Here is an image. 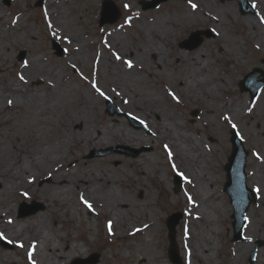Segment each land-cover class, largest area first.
Returning a JSON list of instances; mask_svg holds the SVG:
<instances>
[{
	"label": "bare ground",
	"instance_id": "6f19581e",
	"mask_svg": "<svg viewBox=\"0 0 264 264\" xmlns=\"http://www.w3.org/2000/svg\"><path fill=\"white\" fill-rule=\"evenodd\" d=\"M61 1L46 0L45 24L53 38L58 37L67 41L68 47H65L68 51L67 63L77 69V66L74 65L76 58L81 57L85 60L86 57L83 55L82 49L85 40L78 38L80 24H75L74 19L66 12V8L61 6ZM85 1L88 2V0H83V2ZM252 2L257 16L246 18L245 23L252 30L251 33L247 32L246 36L249 41L253 42L254 40L264 52V0H253ZM126 9L127 17L130 20L128 22L125 20L121 24L122 27H130V24L138 16L135 1L131 4L128 3ZM223 11V8L214 7L208 2L206 9L199 8V12L205 15L206 22L215 30L218 52L213 59H209L205 54L195 53L188 58L181 69H184V72L177 75V80L186 91V98H201L206 102L203 113L204 123L210 127L209 134L211 131L215 132V125H218L216 116L213 117V115H216L221 107L233 104V101L228 104L225 100L217 98V90L221 86L226 88L228 84L226 78L220 77L218 69L214 68L211 62H218L219 55L224 54V51H227L228 57L239 62L237 55L240 50L239 39L235 35L236 33H230L228 28L223 25L222 15H225ZM226 11L231 13L228 9ZM166 12L168 14L157 10L145 17L143 27L148 28L149 33L153 36L139 38L136 41V48L128 47L127 37H124L121 31H117L116 28H112L103 35V45L106 51L112 52L116 57L121 53H126L127 57L123 59L120 56L115 65H119L123 59L127 64L130 61L132 66H139L142 62L144 63L142 66H145L147 63L143 61V58L140 59L141 56L145 57V51L153 50L160 54L163 52L156 40L163 42L168 35L180 32L196 22V16L190 13L182 12L179 16H173L169 9ZM73 13L83 24V15H76V11ZM20 22L18 17L14 20L3 19L2 15L0 17V26H6V24L18 26L20 31L27 33L25 28L19 27ZM169 26L172 27V30L169 29ZM29 33L32 31L30 30ZM90 35L92 33L88 31L87 36ZM18 36L20 39H24L20 33ZM7 37V34L0 36V64L5 66L10 62L9 54H5ZM71 52L76 53L70 54ZM43 57L41 52L31 54L24 61L23 70L17 73L18 80L15 79L17 83L3 82V89L0 90V180L2 182L0 188V233L3 234L4 239L12 241L18 246L20 256L28 258L27 264H33V261L35 264H66L70 257L80 254L83 249L82 246L75 242L70 243L68 240L64 246L56 243L55 235L57 236V233L54 224L59 223L60 218L63 217L62 214L70 211L76 194H79L81 201L87 200L92 205L91 208L86 205L90 213L95 216L98 213L107 215L106 224L109 227V223H111L114 234L117 229L121 230V235H128L131 229H143L145 226H151L152 220L147 219L146 215L144 216L145 221L137 218L140 214L135 215L141 203L118 191L119 188L113 187L118 175L115 176L114 173L117 171L112 170L111 166L114 160L121 157L119 154H110L98 160L86 161L78 169L70 166L66 168V163L63 162L66 158L74 157L77 150L83 149L82 145L85 139L90 141L92 147L117 142L131 143L136 146L156 143L149 136L125 128L120 119L113 115H103L101 121L92 122L94 118L92 113L96 112V106L102 109L101 98L110 95L125 113L138 119L148 118V122L153 124L152 129L157 133L158 142H162L165 138L168 139L167 148L164 146L168 157L170 156L169 151H171V157H184L183 161L175 162L174 165L177 169L185 172L183 175L188 185L184 193L189 199L187 213L191 218H203L205 221L204 227L200 229H197L194 224L186 225L185 231L188 238L193 237V241L188 240L186 244L187 257L191 259L190 264L193 259L194 264H212L211 253L208 252L212 249L211 237L208 238L206 234H214L213 231L217 230L216 221L224 211L222 208L224 204L218 198L217 187L209 188L216 181L219 173L215 167L207 165V157L199 148L203 144L201 139L198 138L197 144L190 135L181 132L182 123L178 116L173 111L165 109L161 105L159 96L154 92L142 91V88L137 87L133 79H122L125 81V85L117 83L119 79L114 77L101 80L91 79L90 91L86 94L75 81L62 80L59 75L60 66L54 65L55 63L46 66L42 61ZM158 57L161 58L162 55H158ZM105 59L102 52L96 58V64L99 66L106 62L107 59ZM174 59L177 64L182 63L177 53H175ZM34 79L45 81L43 90L40 86L31 85V81ZM105 84L110 86L106 88ZM166 89L169 98L177 103L180 100L179 95L171 91L169 84ZM9 100L12 101L11 104L8 103ZM244 106L247 107L246 101L239 100L234 108L227 113V117L235 122L241 116ZM157 112L162 114L161 120H154L155 115H159ZM75 123H81L82 128L76 129ZM173 139L176 141L173 142ZM188 140H191L194 145H188ZM71 141H75V143L71 144ZM206 146L214 150L209 143ZM191 148L195 154L191 153ZM15 152L17 156L14 160ZM22 152L26 154L25 159L20 158ZM144 155L147 158L145 163L142 165V162H139L135 167L140 173L147 174L146 172L151 168L157 167L159 161L152 154L144 153ZM198 159H201V163L197 162ZM257 160V165L264 164V157L258 155ZM122 161L124 162V159ZM42 178H47L50 184H43L39 188H35L34 183ZM199 178L202 179L201 186ZM253 180L257 185H261V182L263 184L258 168L255 170ZM139 182L137 181V184ZM22 192L25 194L35 192V196L45 203L53 200L58 202L59 207L51 210L50 219L43 217L40 213L25 220L16 219L14 214L16 212L15 194ZM151 194L152 191L148 190L146 198L150 199ZM147 200L142 202L143 205L149 203ZM50 220H52V224ZM152 229L153 227H151ZM260 231L264 232V213L258 221L254 220L249 225L245 234L247 241L236 245L238 253L229 260V264L241 262L242 258L247 255V251L250 250L249 241H252ZM132 251L137 257L135 264H155L158 257L157 254H154L149 243H145L143 240H140L139 245ZM1 253L3 254L0 256V264L11 260L9 252L0 250ZM121 263L132 264L133 262L122 261Z\"/></svg>",
	"mask_w": 264,
	"mask_h": 264
},
{
	"label": "rangeland",
	"instance_id": "374dc122",
	"mask_svg": "<svg viewBox=\"0 0 264 264\" xmlns=\"http://www.w3.org/2000/svg\"><path fill=\"white\" fill-rule=\"evenodd\" d=\"M39 1L41 2V5H36ZM102 1L103 0H88V2H83V0H62L60 2L61 6L66 8L68 15L74 19L75 24H80L78 38L85 40L82 49L83 55L86 57L85 60L81 57L76 58V63L74 64L77 66L76 69L75 66L69 65L66 60V56L68 55V51L65 48L68 47L67 41L58 37L53 38L45 24V18L47 15L46 0H9V2H7V0H0V17L2 15L3 19L13 20L18 17V19L21 20L19 27L21 26L27 31V33L20 31L18 26L14 25L9 26L6 24V26H0V36L8 35L5 40L7 43L5 54L8 53V57L10 58V62L6 66L0 64V90L2 91L3 89V82L7 83L8 81H11L12 83H17L15 79L18 80L17 73L23 70L22 67L24 61L29 58L31 54L41 52L44 56L42 61L45 62L46 66L54 63V65H59L60 78L62 80L68 79L70 81H75V83L81 87L83 93H89V86L90 83L92 84L93 79L101 80L114 77L119 79L117 83L120 85L126 84L125 81L122 80L124 78L125 80L127 78L129 80L133 79L137 87L142 88V91L150 90L158 95L162 102L161 105L164 106L165 109L173 111V113L178 116L179 121L182 123L180 131L190 135L197 144L199 142L198 138L201 139L203 144L199 148L207 157V165L209 167H215L219 173L216 181H214L209 188L214 189V187H217V192L219 194L218 198L224 204V207H222L224 211L216 221L217 230L213 231L214 234L211 235L207 233L206 236L208 238L211 237L210 244L212 243V249L208 251L211 253V263L229 264V260L234 258L238 253L236 245L240 242L245 243L247 241L246 238L242 241L234 240V219L232 218L234 207L227 192L224 190V185L227 181V172L224 167L232 152L231 137L233 136V130L235 129L243 140L245 150L248 151L246 165L247 185L259 194V199L252 203L248 209V223L245 233H247L249 225L254 220L258 221L264 213V164L257 165L258 155L264 157V89L260 96L253 101L250 92L241 90L239 86L240 81L252 69L256 67L264 69L263 50L254 42V40L251 42L246 36L247 32H252L250 27L245 23L246 18L257 16L256 10L255 13L252 11L246 14L241 13L239 2L237 0H227L224 2L220 0H190V2L189 0H166L160 3L159 6L146 10L141 4V0H113L118 9L121 10L120 18L113 24H105L102 26L99 23L101 18L100 11L103 9ZM134 1L137 4L136 10H138V16L130 24V27H122L121 24L125 20L127 22L130 20V18L127 17L128 12L126 6L128 3L131 4ZM247 1L252 8V6H254L252 2L253 0ZM207 2L214 7L224 9L223 12L225 15H222L224 21L223 25L228 28L230 33H236L235 35L239 39L238 43L240 45V50L237 52L239 62H236L234 58L228 57L227 51H224V54L219 55L220 58L218 62H211L212 66L218 69L220 77L224 76L226 78L228 84L226 88L221 86L220 89L217 90V98L225 100L228 104L233 101V104H229L224 108L221 107L216 112L217 114L213 115V117L216 116L218 125H215V132L211 131L210 134L208 133L210 128L209 125L204 123L203 108L205 107L206 102L201 98H186V91L177 80V75L184 72V69H181L190 56L199 52L201 55L205 54L209 59H213L214 55L217 54L216 52H218L215 30L213 29V26H210L206 22L205 15L199 12V8L206 9ZM192 4H196L197 7L193 9L191 6ZM168 9L173 16H179L182 12L195 15V24L182 29L180 32H176L173 35H168L163 42L156 40L158 46L163 49V52L160 54L153 50L149 52L145 51V57L141 56L140 58H143V61L147 63L145 66H142L144 64L142 62L139 66L129 67L123 60L124 57H127L126 53H121L117 56H122L123 59L120 61L121 63H119V65H115V62H118V59L112 52H108L104 49L103 35L109 32L112 28H116L117 31H121V34L124 37H127V46L136 48V41L139 40V38L153 36L149 33L148 28L143 27V23L146 19L145 17L157 10L168 14L166 12ZM226 9L231 11V13H227ZM73 11L77 12L76 15H83V24L74 15ZM169 29L172 30V27L169 26ZM253 29L255 28L253 27ZM30 30L32 33H29ZM197 30L209 31L210 36L206 37L199 47L192 50H187L179 46V43L183 39L187 38L193 31ZM88 31H90L92 35L87 36ZM19 33L24 37L23 40L19 38ZM54 41L59 47L65 49L62 55H56L55 52L57 50ZM21 50L25 51V57L23 60H18V54ZM102 52L107 60L105 59L106 62H103L98 66L96 64V58L100 56ZM74 53L76 52H71L70 54ZM175 53L179 55L182 63L177 64L175 62ZM140 54H142V51H140ZM158 55H162V57L159 58ZM261 78L262 76H260L258 80ZM44 83L45 81L42 79H34L31 81L32 86H40L42 90L44 89ZM168 84L171 87V91L176 92L180 97V100L177 101V103L167 95L168 92L166 88ZM109 86L110 85H107L106 88ZM107 100L113 101L119 109V113H115L113 116L119 118L125 128L149 136L151 140L156 143L153 145L146 144L136 146L131 143L117 142L100 147H92L90 141L85 139L82 145L83 149L75 152V158H66L63 162L66 163V168L70 166L71 168L78 169L81 168L86 161L98 160L110 154H119L121 157L118 160H114L111 166L112 170L117 171V173H114L115 176L116 174L118 175L113 187L116 189L119 188L118 191L132 197L137 202H140L141 205H139L135 215L140 214L137 218L142 221H145L146 218L144 216L146 215L148 217L147 219L152 220V223L151 226H145L143 229H131L128 232V235H121L122 232L119 229H117V232L114 234L112 229L109 231V227L106 224L107 215L98 213V216H95L90 213L86 204L81 201L79 194H76L70 211L66 212L64 215L62 214L63 217L60 218L59 223L54 224L57 233V236L55 235L56 243L60 246H64L65 242L68 240L70 243L75 242L82 246L83 249V252L80 254L70 257L66 264H82L83 259H92V257L96 259V264H122V261L133 262L132 264H135L137 257L132 250L139 245L140 240L149 243L154 250V254L158 255L156 262H154L155 264H174L170 260L168 254L170 240L168 238V228L166 225L167 218L173 214L181 215L175 227V240L177 243L179 258L182 264H190L191 259L187 257L186 244L188 240L193 241V237H191V239L188 238L185 227L190 223L194 224L197 229H200L204 227L205 221L203 218H191L187 213L189 199L184 193V190L188 185L185 177L183 178L181 188L177 189L175 187V182L178 181L175 177V173L178 171L180 174L184 171H181L176 167L174 168L173 165L175 162L183 161L184 157H168L164 147L168 143V139L165 138L162 142H158L156 139L157 133L152 129L153 124L148 122V118L145 119L143 117L145 120L141 119L142 126H132L126 117V113L120 109V106L116 104L110 95L101 98L100 104L102 105V109L99 106H96V112L92 113L94 116L92 122L95 123L101 121L103 115L111 116V114L107 112ZM239 100H245L247 107L244 106L239 119L232 122L227 117V113L234 108ZM20 110L22 109L20 108ZM100 110L101 112H99ZM195 110L197 111L196 116L192 115V112ZM157 113H159V115H155L154 120H161L162 114L160 112ZM233 124L236 125L235 128L232 127ZM74 126L78 130L82 128L81 123H75ZM175 141L176 139H173V142ZM73 143H75V141H71V144ZM187 143L190 146L194 145L191 140H188ZM208 143L214 150L210 149V147L207 148L206 145ZM121 145L129 146L131 151L132 149H135L136 151L142 150V152L137 156H131L115 150L106 155L89 157V155H96V153H99L104 149L118 148ZM144 153L152 154V156L159 161L156 168H151L148 172L145 171L147 174L140 173L135 167L139 162H142V165L145 163L147 158ZM191 153L195 154L192 148ZM25 155V152H22L20 158L25 159ZM16 156L17 153L15 152L14 160L16 159ZM123 159L124 162L122 161ZM197 162L201 163V159H198ZM256 168L259 169L260 177L263 181V184L261 182V185H257L253 180ZM137 181H140L139 184H137ZM201 182L202 179L199 178L200 186ZM43 184H50V182L47 178H42L34 183V187L39 188V186ZM1 187L2 182L0 180V188ZM257 189H259V191H257ZM148 190L152 191L150 199L146 198ZM15 196L16 200L14 201V204L16 205V212L14 214L16 219L25 220L26 218L33 217L39 213L43 217L50 219L51 210L59 207L58 202L53 200L45 203L38 196H35V192L28 193L27 195L22 192L15 194ZM19 196L20 198H18ZM145 200L149 201V203L143 205L142 202ZM22 203H25L27 206L20 211V205H22ZM34 203L43 204L44 209L33 214L23 215L22 213H26L32 209ZM60 208H62V206H60ZM50 221L52 224V220ZM151 227H153L152 230ZM258 239L264 241L263 231H260L252 241H249L250 250L247 251V255L242 258L239 264H264V246L259 248L255 262L250 261L253 246ZM0 240V250L9 252L11 255V260L4 264H27L26 261H28V258L20 256L18 246L14 242L6 241L4 237L0 238ZM2 254L3 253H1L0 256H2ZM87 264H93V262H88ZM192 264H194V259L192 260Z\"/></svg>",
	"mask_w": 264,
	"mask_h": 264
},
{
	"label": "water",
	"instance_id": "95a60500",
	"mask_svg": "<svg viewBox=\"0 0 264 264\" xmlns=\"http://www.w3.org/2000/svg\"><path fill=\"white\" fill-rule=\"evenodd\" d=\"M162 1L164 0H154L153 3H150V6H148L149 3L144 2L145 8L149 7H155L158 6ZM113 6L112 1L107 0L106 1V6ZM241 10L243 13H247L249 9V4L245 0H241L240 2ZM119 17V12H116V16L112 19L104 17V20L101 21V24H104L107 20L110 22H114L118 19ZM207 35L209 36L210 33L209 31H197L195 33H192L190 38L181 45L188 47V48H195L199 46L204 38L201 37V35ZM25 56V51H22L20 53L19 59H23ZM264 75V71L261 69L257 68L254 69L251 73H249L245 80L242 82V88L245 90H251L252 93V98L255 99L258 94L260 93L261 89L264 87V80L261 81L260 83H256L255 80L258 76ZM110 106H112L110 104ZM111 113H113L112 109H109ZM193 114H196L194 112ZM232 143H233V152L232 155L229 157V163L226 165V170L228 172V181L225 186V190L228 192V194L231 197L232 203L235 207V212L232 215V218H234L233 226L235 229V237L237 240L242 238V233L244 230L245 226V221H246V212L251 204V199L248 198V194L251 192V190L247 187L246 185V173H245V166H246V159H247V152L243 148V144L239 136L234 133L232 137ZM120 151L124 152L128 155L131 153V148L129 146H120L118 148H110L106 149L103 151H100L99 153H96L98 155H103L107 154L111 151ZM141 151H136L133 155L137 156ZM93 156V155H91ZM180 182H178V188L179 189ZM253 200L256 198V194L253 193ZM27 205L25 203L22 204L21 211L26 207ZM43 209V205L39 203H34L32 209L30 211H27L26 213H22L23 215H29L36 213L37 211ZM180 214H175L173 216H170L167 220V226L169 228V239H170V247H169V255L171 261H173L176 264H182L181 260L179 258L178 250H177V243L175 240V227L179 221ZM264 242L258 241L257 242V247L260 245H263ZM256 247V248H257ZM255 256V251L252 254V260L254 259ZM92 257L89 259H83L82 264H87L88 262H93V264H96L97 261L96 259Z\"/></svg>",
	"mask_w": 264,
	"mask_h": 264
},
{
	"label": "snow or ice",
	"instance_id": "6c2138e0",
	"mask_svg": "<svg viewBox=\"0 0 264 264\" xmlns=\"http://www.w3.org/2000/svg\"><path fill=\"white\" fill-rule=\"evenodd\" d=\"M189 2H190V0H189ZM192 6V8L193 9H195L196 7H197V5L196 4H192L191 5ZM117 58H119V57H117ZM128 66L129 67H131L132 66V64H131V62L129 61L128 62ZM21 79H23V77H21ZM101 95H103V93H101ZM8 103L9 104H11L12 103V101L11 100H9L8 101ZM232 127L233 128H235L236 127V125L235 124H233L232 125ZM165 147L167 148V145H165ZM169 155L171 156V151H169ZM173 167L175 168V165H173ZM180 175L181 176H183V173H180ZM257 191H259V189H257ZM25 195H27V194H25ZM82 199H83V197H82ZM84 203L89 207V208H91L92 207V205L87 201V200H84ZM109 231H111V223H109ZM3 237V234L2 233H0V238H2ZM21 247H23V245H21ZM33 264H35V262L33 261Z\"/></svg>",
	"mask_w": 264,
	"mask_h": 264
}]
</instances>
